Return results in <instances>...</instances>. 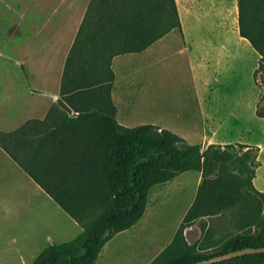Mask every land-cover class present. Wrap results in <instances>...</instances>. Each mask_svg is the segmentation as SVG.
Wrapping results in <instances>:
<instances>
[{"label": "trees", "instance_id": "obj_1", "mask_svg": "<svg viewBox=\"0 0 264 264\" xmlns=\"http://www.w3.org/2000/svg\"><path fill=\"white\" fill-rule=\"evenodd\" d=\"M109 1L91 0L87 12L96 33L112 29L103 34L113 33L118 45L102 43L82 51L75 40L69 53L68 70L80 71L69 75L70 89L83 97L100 84L99 76L86 77L84 65L99 60L107 67L115 55L139 53L177 24L174 0ZM167 7L169 27L161 30ZM237 8L239 33L259 53L263 70L264 0H237ZM82 104L72 115L49 110L43 120L30 119L11 132H0V148L82 227L74 239L45 247L31 264H93L109 238L141 218L153 186L188 171H200L201 183L173 241L151 264H194L264 247V192L253 187L248 150L238 153L231 145L215 144L202 150L151 124L120 125L114 106L105 101L92 107ZM234 161L243 164L241 176L227 172ZM233 206L238 208L237 223L244 222L238 232L209 249L187 244L183 232L196 218ZM215 264H264V253Z\"/></svg>", "mask_w": 264, "mask_h": 264}, {"label": "rangeland", "instance_id": "obj_2", "mask_svg": "<svg viewBox=\"0 0 264 264\" xmlns=\"http://www.w3.org/2000/svg\"><path fill=\"white\" fill-rule=\"evenodd\" d=\"M90 1L76 0L75 8L76 20L85 11L81 25L88 27L93 25L91 14L88 16L87 12ZM68 5V0H0L1 132L16 128L24 120L19 103L12 107L14 112H9L11 104L17 102L19 92L25 91L27 85L35 91L34 81L32 84L30 80L24 82L18 67L4 49H22L19 46L20 37L24 35L21 26L35 23L37 12L41 17L38 22L49 23L57 15L59 24H63L62 15ZM174 7L177 24L159 38L164 40L165 46H160L159 53L149 58L148 70L143 66L139 69L140 73H149L150 82L162 89L156 92L160 97L165 95L166 109L160 118V111L150 114L145 108L123 124L126 128H134L156 123L160 129L170 131L182 141L200 145L202 150L208 145L207 141L221 148L231 145L238 153L248 150L253 187L264 192V115H258L260 111L264 113V69L259 68V53L239 33L237 0H174ZM170 9L167 7L162 12L161 30L169 27ZM106 36L114 40L112 47L120 42L113 33ZM81 49L83 51V47ZM25 50L32 54L42 52L44 58L51 51L42 45ZM181 52L184 54H179ZM69 53L61 50L64 60L61 91L71 87ZM14 54L16 58L22 57L21 53ZM143 57L140 55L134 65L144 62L146 65ZM7 68L13 69L12 77L5 75ZM75 69L76 74L80 73ZM37 86L49 88L50 84ZM195 91H203L200 94L202 101L196 98ZM9 97L13 101L8 102ZM63 111L74 114L67 108ZM154 115L158 117L153 118ZM14 119L21 121L13 125ZM242 165L240 161H234L228 164L227 172L241 176ZM194 172L178 174L152 188L154 192L168 187L165 186L167 183L170 185L169 191L158 193L157 199H151L148 194L149 213L162 210L161 218L170 220L181 211L192 192ZM201 180L202 176L200 183ZM237 209L235 206L219 211L213 209L212 214L196 218L187 234L190 245L209 249L238 232L244 222L237 223ZM80 231V227L73 226L66 214L0 148V264H20V258L31 262L46 246L68 242Z\"/></svg>", "mask_w": 264, "mask_h": 264}, {"label": "crops", "instance_id": "obj_3", "mask_svg": "<svg viewBox=\"0 0 264 264\" xmlns=\"http://www.w3.org/2000/svg\"><path fill=\"white\" fill-rule=\"evenodd\" d=\"M68 4L66 13L62 15V18L65 20L63 24H59L60 17H57V15L53 18V20H56L55 23L53 20H50V22L46 24L38 22V20L41 21V19H39L41 17L39 16V12H37L34 16L36 19L35 23L24 24L21 26L24 35L22 34L20 37L21 40L19 41V46L22 47V49L20 48L19 51H10L7 47L4 49L7 50L6 54L11 61H14L15 66L18 67L17 71L22 76L24 82L27 80H30V82L34 81L35 91H31L30 87L27 85L25 91L19 92L18 97L20 100L17 98V102L11 104L9 112H14L12 107H14V104L19 103L21 107L20 112L24 115V120L16 126V128L3 132H11L30 119L43 120L49 110L65 108L73 110L74 107L83 105L82 103H84L85 106L92 107L101 105L103 101L114 106L115 118L117 122L124 127L126 126L123 122L127 121L136 113L143 111L145 108L150 114H154L157 110L160 111L158 116L161 118L162 113L166 109L165 99H163L165 95L161 94L162 97L157 95L156 91H162V89H157V85L154 82H150L151 78L149 73H147L148 75H145L144 72L140 73L139 69L143 66L148 70L150 67L149 58H152V55H157V53H159L158 48L160 46H165L162 38L158 39L139 53L113 56L107 67L102 66L99 60H91L89 63L90 66L84 65L85 73L87 75L86 77L96 80L95 78H98L96 76H99L98 79H100V84L93 86V91L90 90L91 92L86 93L84 97L81 93H77L78 91H71L70 88L66 91H61L60 79L64 67V60L61 59L62 49H65L66 54H68L75 40H77L78 46L83 48H90L93 45L102 43L109 44L111 42L112 44L114 41L112 38L110 39L103 34L104 31L109 32L112 29H103L97 34L96 28L94 27H88L85 25L81 27V21L83 19L82 15L85 11L81 17L76 20V0H68ZM80 28L82 29L80 30ZM10 43L16 45L15 42L11 41ZM40 45L51 49V51L46 54V58L42 56V52H35L32 54V52H26L25 50L26 48L32 49L33 47ZM14 53H21L20 56L22 57L16 58ZM179 54L184 53L181 52ZM140 55L144 56L143 58L146 60V65L145 62L142 65H134V63L138 61ZM12 72L13 69L7 68L5 75L12 77ZM68 74L72 76L74 70L69 69ZM45 83L50 84V87L42 88L37 86H44ZM202 92L203 91H195L197 99L200 98ZM10 95H14V93H11ZM201 99L202 97L200 100ZM11 101L13 100L9 97L8 102ZM11 116L12 113L8 118ZM158 116L154 115L153 118ZM15 119L12 122L13 125L18 124L21 121V119L17 121ZM151 125L161 128V126L156 123ZM205 141L206 137H204L203 142ZM210 142L211 141H207V144L210 145ZM5 154L22 170L24 174L29 177V175L13 161L7 153ZM194 173L191 185V187H193L192 192L181 211H177L174 217L170 220L162 219L161 215L164 214L162 210H156L154 212L155 214L149 213V202L147 201L141 218L128 229L118 232L109 238L100 249L93 264H151L152 261L171 244L183 217L193 203L201 179V172ZM184 174L185 173H181V175ZM36 186L48 196L39 185L36 184ZM165 186L168 187H164L154 192V189L152 188L158 186H153L149 191L150 193H148L149 197L155 199L158 196V193L162 191L168 192L170 185L167 183ZM66 216L72 221L73 226L78 225L82 231V227L77 222L71 219L67 214ZM192 228L193 225L185 228L183 232L185 241L189 245L191 243L187 234ZM33 260H31V262H26L24 259L20 258V264H30ZM12 263H15V261Z\"/></svg>", "mask_w": 264, "mask_h": 264}, {"label": "water", "instance_id": "obj_4", "mask_svg": "<svg viewBox=\"0 0 264 264\" xmlns=\"http://www.w3.org/2000/svg\"><path fill=\"white\" fill-rule=\"evenodd\" d=\"M257 253H264V247H258V248H244L241 250L237 251H232L229 253H225L222 255H217L214 257H211L206 260L198 261L194 264H215L224 260H229L235 257H241L244 255H249V254H257Z\"/></svg>", "mask_w": 264, "mask_h": 264}]
</instances>
